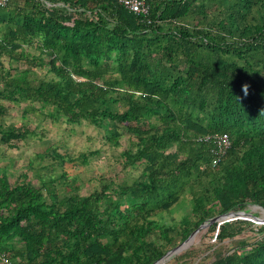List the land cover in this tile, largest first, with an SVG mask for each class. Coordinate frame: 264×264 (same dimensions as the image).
I'll use <instances>...</instances> for the list:
<instances>
[{
	"label": "trees",
	"instance_id": "1",
	"mask_svg": "<svg viewBox=\"0 0 264 264\" xmlns=\"http://www.w3.org/2000/svg\"><path fill=\"white\" fill-rule=\"evenodd\" d=\"M24 1L0 8V55L34 67L46 55L56 78L6 79L0 61V141L14 147L29 135L2 122V100L21 97L53 106L54 119L90 121L113 146L128 137L126 166L143 172L89 195L67 184L65 196L0 175V255L154 264L212 219L264 209V0H157L149 17L118 0ZM30 43L39 56L23 49ZM224 135L232 145L214 165V137ZM185 202L180 222L154 219ZM248 227L264 234L241 219L209 230L222 243ZM243 243L213 264H264V236Z\"/></svg>",
	"mask_w": 264,
	"mask_h": 264
},
{
	"label": "rangeland",
	"instance_id": "2",
	"mask_svg": "<svg viewBox=\"0 0 264 264\" xmlns=\"http://www.w3.org/2000/svg\"><path fill=\"white\" fill-rule=\"evenodd\" d=\"M46 2L48 1L42 0L48 8ZM50 4L52 7L61 6V3ZM20 7H25L24 0H11L5 8L15 10ZM33 40L37 41L35 38ZM23 49L31 56L41 54L34 43L24 44ZM0 61L4 64L6 79L56 78L46 55H42V61L37 60L38 63L44 62V66L38 67L30 66L23 60L17 61L8 55H0ZM0 84L3 87L5 82L1 80ZM2 104L5 107L2 122L29 134L23 141L13 142L14 147L0 141V175H7L12 183L27 179L39 186L48 184L50 190L54 189L64 196L73 192L67 187V184H73V187L80 189L81 194L89 195L95 191L108 190V187L111 189L117 184L131 182L142 175V165L126 166L125 153L131 145L128 137H123L119 146H113L106 139L105 130L88 120L73 124L65 117L52 118L50 114L55 110L53 106H45L21 97L17 101L3 99ZM190 212L191 206L185 202L171 214L164 213L154 219L175 224ZM244 212L264 220V210L260 207L248 206ZM237 219L252 222L250 219L253 218L245 216ZM252 223L264 225V222ZM263 236L264 234L257 235L248 227L236 238L219 243L215 239V232L208 227L196 234L188 249L166 264H213L220 255L241 247L243 242L253 243ZM188 250L192 252L191 258H184Z\"/></svg>",
	"mask_w": 264,
	"mask_h": 264
},
{
	"label": "built area",
	"instance_id": "3",
	"mask_svg": "<svg viewBox=\"0 0 264 264\" xmlns=\"http://www.w3.org/2000/svg\"><path fill=\"white\" fill-rule=\"evenodd\" d=\"M157 0H118V2L124 6L127 10L135 15H143L145 17H149L153 3ZM10 3V0H0V8H5ZM49 7L52 5L46 2ZM217 143L218 151L216 153V159L214 160L213 164L217 165L218 162L221 160L222 156L226 153L231 147V140L227 135L224 136H216L214 137ZM1 263L2 264H11L9 257L6 254L0 255Z\"/></svg>",
	"mask_w": 264,
	"mask_h": 264
},
{
	"label": "water",
	"instance_id": "4",
	"mask_svg": "<svg viewBox=\"0 0 264 264\" xmlns=\"http://www.w3.org/2000/svg\"><path fill=\"white\" fill-rule=\"evenodd\" d=\"M264 210V209H263ZM252 217L253 219H250L252 222H264V220H261L260 218L247 213V212H236V213H231L228 215H223V216H219L216 217L214 219H212L209 223H206L204 225H202L196 232H194L188 240H186L184 243H182L180 246L174 248L173 250L169 251L161 260L157 261L154 264H166L167 261H169L170 259H172L173 257H175L177 254L181 253L182 251L188 249L194 242L195 236L198 232H200L201 230H204L206 228H208L210 226V224L215 223V222H219V223H224L227 221H232L235 220L237 218H244V217Z\"/></svg>",
	"mask_w": 264,
	"mask_h": 264
}]
</instances>
